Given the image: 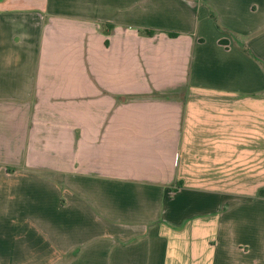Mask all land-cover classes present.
<instances>
[{"label":"crops","instance_id":"0c3cea01","mask_svg":"<svg viewBox=\"0 0 264 264\" xmlns=\"http://www.w3.org/2000/svg\"><path fill=\"white\" fill-rule=\"evenodd\" d=\"M0 264H264V0H0Z\"/></svg>","mask_w":264,"mask_h":264},{"label":"trees","instance_id":"16d2710c","mask_svg":"<svg viewBox=\"0 0 264 264\" xmlns=\"http://www.w3.org/2000/svg\"><path fill=\"white\" fill-rule=\"evenodd\" d=\"M148 33H150V34H151V32H148Z\"/></svg>","mask_w":264,"mask_h":264}]
</instances>
